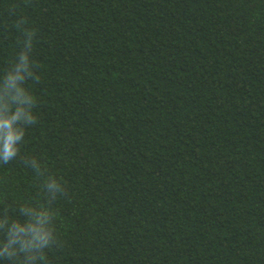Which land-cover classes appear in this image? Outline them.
<instances>
[{
	"label": "trees",
	"instance_id": "1",
	"mask_svg": "<svg viewBox=\"0 0 264 264\" xmlns=\"http://www.w3.org/2000/svg\"><path fill=\"white\" fill-rule=\"evenodd\" d=\"M0 122V264H264V0H0Z\"/></svg>",
	"mask_w": 264,
	"mask_h": 264
},
{
	"label": "clouds",
	"instance_id": "2",
	"mask_svg": "<svg viewBox=\"0 0 264 264\" xmlns=\"http://www.w3.org/2000/svg\"><path fill=\"white\" fill-rule=\"evenodd\" d=\"M5 128L8 129L7 136L4 137L0 135V139L3 140V143L2 145H0V147L3 148L2 155L4 160L7 161L10 159L11 156L15 154L16 149L14 148V144L16 140L19 139V137L11 131L10 123L0 122V130H3Z\"/></svg>",
	"mask_w": 264,
	"mask_h": 264
}]
</instances>
